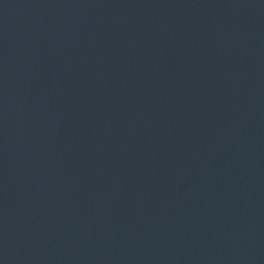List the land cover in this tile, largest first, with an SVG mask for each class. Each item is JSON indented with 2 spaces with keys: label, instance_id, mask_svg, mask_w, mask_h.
Here are the masks:
<instances>
[{
  "label": "water",
  "instance_id": "water-1",
  "mask_svg": "<svg viewBox=\"0 0 264 264\" xmlns=\"http://www.w3.org/2000/svg\"><path fill=\"white\" fill-rule=\"evenodd\" d=\"M0 264H264V0H0Z\"/></svg>",
  "mask_w": 264,
  "mask_h": 264
}]
</instances>
